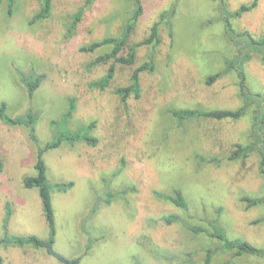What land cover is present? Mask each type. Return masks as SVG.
Returning a JSON list of instances; mask_svg holds the SVG:
<instances>
[{
  "label": "rangeland",
  "instance_id": "rangeland-1",
  "mask_svg": "<svg viewBox=\"0 0 264 264\" xmlns=\"http://www.w3.org/2000/svg\"><path fill=\"white\" fill-rule=\"evenodd\" d=\"M139 1L142 12L122 54L147 38L156 22L159 42L138 46L132 64L114 63L111 82L98 89L90 83L112 62L91 63L111 47L80 49L118 36L134 11L132 0H52L45 18H34L41 0H13L10 11L0 0V103L6 104L7 115L36 114L38 146L51 139L49 121L60 116L69 97L75 98V110L68 128L95 123L97 145L64 142L43 154L51 184L73 182L65 191L51 190L54 249L68 258L81 256L79 264H264L262 256H236L222 250L219 240L186 227L205 226L221 208L228 237L264 247V202L250 206L243 200L264 197L259 156L229 158L237 145L250 141L257 104H249L238 119L178 120L169 112L243 105L237 73L225 66V59L239 53L225 32V20L235 32L261 39L264 0L239 16L229 14L253 0H223V8L217 0ZM171 9L168 27L160 14ZM262 52L250 51L243 70L248 89L264 99ZM150 59L153 69L140 73L139 97L122 101L116 89L129 85L132 71ZM19 72L40 77L32 97ZM37 145L26 127L0 120V239L48 237L38 189L22 184L35 173ZM174 189L183 192L186 209L165 199ZM107 193L114 195L108 203ZM4 203L11 206L6 227ZM172 214L179 219L166 222L164 217ZM207 249L214 252L205 262ZM0 254L3 264H62L29 245L0 244Z\"/></svg>",
  "mask_w": 264,
  "mask_h": 264
},
{
  "label": "trees",
  "instance_id": "trees-1",
  "mask_svg": "<svg viewBox=\"0 0 264 264\" xmlns=\"http://www.w3.org/2000/svg\"><path fill=\"white\" fill-rule=\"evenodd\" d=\"M52 0H41V7L39 12L34 18H45L48 16L51 8ZM134 2V11L131 17L125 24L122 32L115 37H105L101 40L91 42L85 46H82L80 50L90 52L98 49L101 46L108 45L111 47L109 52L97 56L91 64L94 63H105L111 61L112 63L108 66L106 73L98 80L91 82L92 87L98 89H104L109 85L114 74V63L121 64H132L135 58L136 48L143 44H157L159 42L158 35V24L154 23L151 26L150 34L147 38L140 42L130 44L125 55L122 54L124 47L128 41L130 33L136 23L139 15L142 12V7L139 0H132ZM219 1L221 8L224 7L223 0ZM7 7L9 11L12 8L13 0H6ZM257 0H253L250 4L241 5L234 13H230V16H239L241 13L248 11L256 5ZM173 14V10L162 12L160 14V21H166L167 26L170 27V17ZM80 18V13L74 16L73 24L77 22ZM264 28V21H263ZM225 32L231 39L236 43L238 47V55L232 59H225L226 69H234L238 76V85L241 97L243 98V105L236 109H199V108H181V109H169V112L178 120L186 118H210L215 120H221L225 118L238 119L247 110V107L251 103L257 104V108L252 112L251 117V130H250V141L244 145H237L229 158H239L246 157L251 153L255 152L259 156V168L262 173H264V110L263 103L264 99L258 93H252L246 85V76L243 70V62L248 59L249 52L256 50L262 51L264 48V37L259 40L254 39L248 32H235L229 20H225ZM262 60L264 61V53L262 52ZM153 62L152 59L136 67L130 75V83L127 86H121L116 89V93L120 96L122 101H125L130 96L139 97L140 95V73L144 70H152ZM220 73H215L210 75L206 82L211 83L214 81ZM19 77L21 83L26 87L29 97H32L34 91L40 83V77L31 73L26 76L24 73L19 72ZM75 110V98L69 97L67 100L66 108L56 119L49 121V125L52 129V137L50 140L46 141L43 145H37V138L35 136V124L37 121V115L31 110H28L23 115L16 117H10L6 113V104L4 102L0 103V120L7 125H19L24 126L28 129L30 138L36 143L37 148L35 152V163L34 169L35 173L33 175H26L22 184L25 188H37L39 196L42 202V210L47 223L49 234L47 238H40L37 235H5L0 239V244H13L17 246L29 245L36 249L44 250L49 256L54 257L62 264H79L81 256L68 258L54 249V238L56 233L55 217L51 202V190L57 189L60 191H65L73 185V182H58L51 184L47 175V165L44 161L43 154L48 149H54L59 147L64 142L75 143L83 142L87 145L95 146L98 143V138L92 134L94 127V122H90L87 125L78 126L75 129L68 128L69 119ZM2 170V161L0 159V172ZM111 193H107L106 202H110L109 197H113ZM165 199L174 204L177 207L186 209L188 204L187 200L180 189H174L173 193L166 195ZM243 200L248 203V205L253 206L264 202V197L251 198L243 197ZM11 206L9 203L5 204V216H4V227L7 226L8 220L10 218ZM221 208L216 210V216L210 218L206 221V225L197 224H186V227L193 234H205L210 238H214L220 241L221 249L224 251L231 252L236 256L240 255H255L264 257V247H257L247 240L242 238H230L227 236L223 226L220 222L219 214ZM177 215H169L164 217L166 222H172L178 220ZM91 243L87 245V249L90 248ZM213 249H207L205 262H208L213 254ZM0 264H3V258L0 254ZM136 264H140L136 261ZM223 264H228L224 262Z\"/></svg>",
  "mask_w": 264,
  "mask_h": 264
},
{
  "label": "crops",
  "instance_id": "crops-1",
  "mask_svg": "<svg viewBox=\"0 0 264 264\" xmlns=\"http://www.w3.org/2000/svg\"><path fill=\"white\" fill-rule=\"evenodd\" d=\"M4 205H5V203H4ZM3 210H4V206H3ZM3 218H4V214H3V217H2V221H3ZM10 219V218H9ZM8 222H9V220H8ZM7 225H8V223H7Z\"/></svg>",
  "mask_w": 264,
  "mask_h": 264
}]
</instances>
